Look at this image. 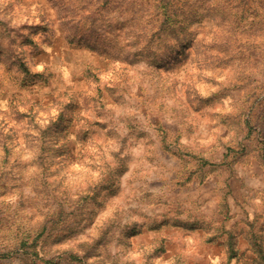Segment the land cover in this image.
I'll return each mask as SVG.
<instances>
[{
    "label": "rangeland",
    "instance_id": "1",
    "mask_svg": "<svg viewBox=\"0 0 264 264\" xmlns=\"http://www.w3.org/2000/svg\"><path fill=\"white\" fill-rule=\"evenodd\" d=\"M258 1L139 38L129 0H0V264H264Z\"/></svg>",
    "mask_w": 264,
    "mask_h": 264
},
{
    "label": "trees",
    "instance_id": "2",
    "mask_svg": "<svg viewBox=\"0 0 264 264\" xmlns=\"http://www.w3.org/2000/svg\"><path fill=\"white\" fill-rule=\"evenodd\" d=\"M251 3L246 0H129L121 10L129 15L127 23L132 22L136 37L148 38L169 28L173 30L175 26L183 30L188 26V20L200 23L205 18H219L237 25L244 21L245 14L253 12L247 7ZM258 4L263 5V0H259ZM149 11L152 12L146 22L141 14ZM259 22H263V18ZM251 24L258 23L252 21Z\"/></svg>",
    "mask_w": 264,
    "mask_h": 264
}]
</instances>
